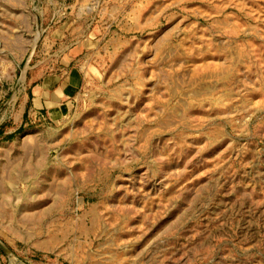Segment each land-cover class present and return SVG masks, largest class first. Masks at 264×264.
I'll return each mask as SVG.
<instances>
[{
    "label": "rangeland",
    "instance_id": "rangeland-1",
    "mask_svg": "<svg viewBox=\"0 0 264 264\" xmlns=\"http://www.w3.org/2000/svg\"><path fill=\"white\" fill-rule=\"evenodd\" d=\"M64 67L0 141V264H264V0H0V108Z\"/></svg>",
    "mask_w": 264,
    "mask_h": 264
},
{
    "label": "crops",
    "instance_id": "crops-1",
    "mask_svg": "<svg viewBox=\"0 0 264 264\" xmlns=\"http://www.w3.org/2000/svg\"><path fill=\"white\" fill-rule=\"evenodd\" d=\"M82 43H74L70 48V54L80 53ZM61 68L60 75L56 77L42 76L40 78L26 79L20 85V90L9 96L6 103L0 108V141L14 136L21 129H25L32 120L41 121L47 104L52 99V87L57 86L61 94L68 91V86L79 84L80 76L75 71ZM65 96V95H64Z\"/></svg>",
    "mask_w": 264,
    "mask_h": 264
},
{
    "label": "water",
    "instance_id": "water-1",
    "mask_svg": "<svg viewBox=\"0 0 264 264\" xmlns=\"http://www.w3.org/2000/svg\"><path fill=\"white\" fill-rule=\"evenodd\" d=\"M0 247L3 249V246L0 244ZM4 250V249H3Z\"/></svg>",
    "mask_w": 264,
    "mask_h": 264
}]
</instances>
